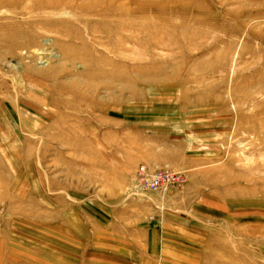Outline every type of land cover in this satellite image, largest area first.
I'll use <instances>...</instances> for the list:
<instances>
[{"label":"rangeland","instance_id":"rangeland-1","mask_svg":"<svg viewBox=\"0 0 264 264\" xmlns=\"http://www.w3.org/2000/svg\"><path fill=\"white\" fill-rule=\"evenodd\" d=\"M46 1L0 0V264H264V0Z\"/></svg>","mask_w":264,"mask_h":264},{"label":"bare ground","instance_id":"bare-ground-1","mask_svg":"<svg viewBox=\"0 0 264 264\" xmlns=\"http://www.w3.org/2000/svg\"><path fill=\"white\" fill-rule=\"evenodd\" d=\"M44 1V0H43ZM49 4H50V1H46L45 0V2H43V3H38V2H36V4H33L32 6H31V8L30 9H28V11L29 10H33V9H38V10H42V9H45V8H48V6H49ZM67 8H72V3L70 4V5H68L67 6ZM91 12V11H90ZM92 12H96V11H92ZM77 39H79V38H77ZM83 46H88L89 47V45L85 42V44L83 43L82 44ZM77 98H78V95H75L74 96V100H77ZM146 168L148 167V166H146V165H144ZM139 169V168H138ZM137 172H138V170H137Z\"/></svg>","mask_w":264,"mask_h":264},{"label":"built area","instance_id":"built-area-1","mask_svg":"<svg viewBox=\"0 0 264 264\" xmlns=\"http://www.w3.org/2000/svg\"><path fill=\"white\" fill-rule=\"evenodd\" d=\"M138 175L140 176V180L141 178H149L150 176L148 175L149 171H148V168H146L145 166H140L139 169H138ZM153 181L151 183H154L156 181H160L161 178L158 177V175H153L150 177Z\"/></svg>","mask_w":264,"mask_h":264}]
</instances>
